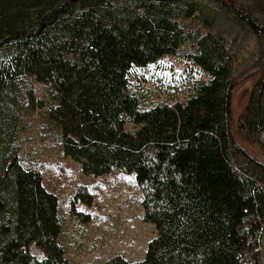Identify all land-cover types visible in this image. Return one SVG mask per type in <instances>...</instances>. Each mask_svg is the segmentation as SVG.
I'll return each instance as SVG.
<instances>
[{
  "label": "trees",
  "instance_id": "trees-1",
  "mask_svg": "<svg viewBox=\"0 0 264 264\" xmlns=\"http://www.w3.org/2000/svg\"><path fill=\"white\" fill-rule=\"evenodd\" d=\"M259 1L246 9L234 0H0V264H71L56 240L57 195L18 157L16 94L26 78L51 94L44 114L61 155L85 175H131L141 193V218L155 235L139 260L114 254L101 264H261L264 163L228 128L232 56L220 34L190 28L215 6L256 38L262 69L237 129L264 155ZM179 54L206 79L193 80L181 102L143 103L129 88L131 70ZM26 94L30 108L45 105ZM91 200L77 185L71 210Z\"/></svg>",
  "mask_w": 264,
  "mask_h": 264
},
{
  "label": "rangeland",
  "instance_id": "rangeland-1",
  "mask_svg": "<svg viewBox=\"0 0 264 264\" xmlns=\"http://www.w3.org/2000/svg\"><path fill=\"white\" fill-rule=\"evenodd\" d=\"M234 1L246 9L254 8L257 3V0ZM259 4L264 5V1H259ZM205 14L209 26L203 23ZM259 17L264 20V15ZM190 28L223 37L232 56L233 89L228 128L232 138L246 153L264 163V155L253 138L237 129L250 86L262 69L263 53L256 38L215 6L207 11L205 7L202 8L201 14L190 20ZM196 79L205 80L206 77L198 68L184 61L180 54L165 55L153 64L132 69L129 88L143 103L164 101L171 104L183 101ZM27 88L33 90L36 98L42 99L43 107H29ZM16 95L18 157L22 165L38 168L43 185L57 195L61 231L56 240L63 248L64 256L71 264H101L114 254H120L128 261L142 258L145 245L155 235V229L142 221L139 204L141 193L132 176L111 173L95 177L81 173L74 162L61 155L59 132L45 117L44 110L52 100L47 88L26 78ZM125 129L133 131L129 123L125 124ZM260 138L263 139L264 134ZM77 185H85L92 200L89 206L75 203L74 210H71L70 199ZM73 211L87 214V220L73 215ZM262 235L264 258V231ZM29 251L34 255L40 254L33 246L29 247ZM261 264H264L262 258Z\"/></svg>",
  "mask_w": 264,
  "mask_h": 264
}]
</instances>
